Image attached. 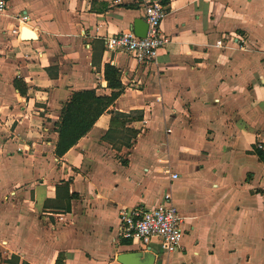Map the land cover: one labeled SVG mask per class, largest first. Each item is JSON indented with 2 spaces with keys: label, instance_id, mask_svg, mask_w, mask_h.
Returning <instances> with one entry per match:
<instances>
[{
  "label": "crops",
  "instance_id": "obj_1",
  "mask_svg": "<svg viewBox=\"0 0 264 264\" xmlns=\"http://www.w3.org/2000/svg\"><path fill=\"white\" fill-rule=\"evenodd\" d=\"M163 4L168 41L139 63L106 51L104 41L132 30L140 0H8L0 13V264L144 256L119 235L118 211L152 205L165 191L186 217L184 233L178 251L159 263L156 253L152 264H264V158L256 153L264 141V0ZM106 63L123 86L108 109L142 111L122 126L137 130L134 142L101 138L105 110L57 155L63 103L79 89L109 95ZM162 158L178 177L163 173Z\"/></svg>",
  "mask_w": 264,
  "mask_h": 264
},
{
  "label": "built area",
  "instance_id": "obj_2",
  "mask_svg": "<svg viewBox=\"0 0 264 264\" xmlns=\"http://www.w3.org/2000/svg\"><path fill=\"white\" fill-rule=\"evenodd\" d=\"M143 9V19L147 24L144 36H137L132 30L109 34L104 41L105 50L126 51L139 63L155 59L158 50L168 41L161 32L160 23L165 16L166 7L161 0H140ZM8 9V0H0V13ZM25 14L20 15L25 20ZM239 45L245 44L239 39ZM264 141H259L256 148L264 153ZM163 163L162 171L170 179L178 177V173L170 171L167 158L158 159ZM118 232L123 238L139 244L145 250L158 244L164 254L168 255L179 250L184 233L183 223L186 217L182 215L171 198L170 192L162 193L161 199L152 204H135L122 207L118 211Z\"/></svg>",
  "mask_w": 264,
  "mask_h": 264
},
{
  "label": "trees",
  "instance_id": "obj_3",
  "mask_svg": "<svg viewBox=\"0 0 264 264\" xmlns=\"http://www.w3.org/2000/svg\"><path fill=\"white\" fill-rule=\"evenodd\" d=\"M167 3V0H162ZM48 70V74L49 69ZM104 79L107 86L111 89L109 95L96 94L94 89H79L72 91L69 99L63 103L58 120L55 121V130L57 139L55 142L54 152L57 155L62 154L77 140L82 137L94 124L98 116L105 110L110 112L109 128L101 136L107 142H113L110 138L112 132H120L123 130L128 133L127 139L122 141L126 147H130L134 142L137 130L129 127H123L127 120H139L142 118V111H120L117 109H108L118 95L122 92L123 86L119 77V70L109 63L104 64ZM13 85L18 89L20 94L23 93L22 85L18 79L13 80ZM259 158L263 159L262 150L256 149ZM56 264H63L61 255L56 258Z\"/></svg>",
  "mask_w": 264,
  "mask_h": 264
},
{
  "label": "water",
  "instance_id": "obj_4",
  "mask_svg": "<svg viewBox=\"0 0 264 264\" xmlns=\"http://www.w3.org/2000/svg\"><path fill=\"white\" fill-rule=\"evenodd\" d=\"M147 30V24L143 17H137L133 20L132 31L137 36H144ZM29 31V32H28ZM23 36H33V33L26 27L22 29ZM157 250L155 248H148L142 256V251H125L120 252L116 259L122 264H152L155 259Z\"/></svg>",
  "mask_w": 264,
  "mask_h": 264
},
{
  "label": "rangeland",
  "instance_id": "obj_5",
  "mask_svg": "<svg viewBox=\"0 0 264 264\" xmlns=\"http://www.w3.org/2000/svg\"><path fill=\"white\" fill-rule=\"evenodd\" d=\"M109 136L113 139V142L122 143V141L127 139L128 133L120 130V132H112ZM152 246L157 250L156 260L159 263L163 259V257H165V254L158 244H152Z\"/></svg>",
  "mask_w": 264,
  "mask_h": 264
},
{
  "label": "bare ground",
  "instance_id": "obj_6",
  "mask_svg": "<svg viewBox=\"0 0 264 264\" xmlns=\"http://www.w3.org/2000/svg\"><path fill=\"white\" fill-rule=\"evenodd\" d=\"M29 32V31H28ZM29 36V35H28Z\"/></svg>",
  "mask_w": 264,
  "mask_h": 264
}]
</instances>
